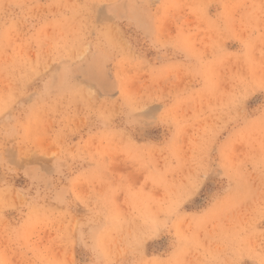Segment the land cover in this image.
<instances>
[{
    "label": "rangeland",
    "instance_id": "374dc122",
    "mask_svg": "<svg viewBox=\"0 0 264 264\" xmlns=\"http://www.w3.org/2000/svg\"><path fill=\"white\" fill-rule=\"evenodd\" d=\"M0 264H264V0H0Z\"/></svg>",
    "mask_w": 264,
    "mask_h": 264
},
{
    "label": "crops",
    "instance_id": "0c3cea01",
    "mask_svg": "<svg viewBox=\"0 0 264 264\" xmlns=\"http://www.w3.org/2000/svg\"><path fill=\"white\" fill-rule=\"evenodd\" d=\"M87 66H89V63H88V65Z\"/></svg>",
    "mask_w": 264,
    "mask_h": 264
}]
</instances>
